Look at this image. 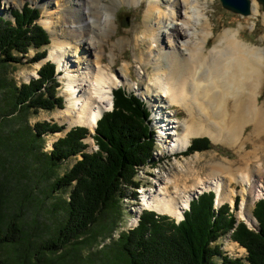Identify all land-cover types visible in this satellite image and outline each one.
Masks as SVG:
<instances>
[{
	"label": "trees",
	"instance_id": "obj_1",
	"mask_svg": "<svg viewBox=\"0 0 264 264\" xmlns=\"http://www.w3.org/2000/svg\"><path fill=\"white\" fill-rule=\"evenodd\" d=\"M10 15L13 19L0 13V248L11 246L7 257L11 264H60L58 256L66 254L67 248L98 247L101 236L113 238V226L102 224L103 217L121 214L120 202L126 190L140 186L139 171L155 154V133L144 101L119 88L113 92V110L98 122L95 135L88 128L75 127L53 144L50 153H44L45 136L62 133L65 127L49 122L33 126L30 117L65 108V100L58 95L56 66L48 62L38 72V79L20 86L8 79L7 69L10 64H21L31 50L36 51L31 63L45 60L44 49L51 44V37L39 23L37 8L27 4ZM90 136L99 147L97 152L87 151L85 140ZM212 148L209 138H196L186 154ZM77 156L82 159L59 176L60 165ZM28 160L37 163L32 167L42 180H53L52 191L62 193L58 200L64 210L59 220L55 214L58 226L54 228L40 226L34 217L30 235L25 233V226L36 199L31 192L32 177L21 174L29 170V163L23 165V172H15L16 166ZM64 194L69 198L63 200ZM215 200L214 192L199 196L179 224L168 216L144 211L137 227L122 232L117 240L112 239L110 245L90 256L100 255L105 264H264V200H259L253 210L258 230L238 222L229 204L217 210ZM46 229L51 239L40 247L38 240L42 241ZM230 233L232 240L247 250L245 261L227 255L218 243ZM108 248L110 252H106ZM75 255L69 249L67 256Z\"/></svg>",
	"mask_w": 264,
	"mask_h": 264
},
{
	"label": "bare ground",
	"instance_id": "obj_2",
	"mask_svg": "<svg viewBox=\"0 0 264 264\" xmlns=\"http://www.w3.org/2000/svg\"><path fill=\"white\" fill-rule=\"evenodd\" d=\"M16 1L8 0L6 5H14ZM140 1L50 0L56 7L55 10L52 6L48 8L53 12L49 11L45 24L54 43L49 60L57 64L59 71L71 69L75 72L69 76L72 78L67 83L68 104L55 115L57 123L65 124L67 128L82 126L94 132L102 116L113 108V90L117 83L126 81V77L135 81L130 76L128 63L121 69L116 65V53L118 50L124 52L131 31L127 30L126 35L117 39L115 33L112 34L113 16L123 2L138 4ZM201 4L202 0L151 1L145 20L136 28V33L142 32L144 40L157 44L161 30L154 22H169L171 26L168 25L167 28L171 30L175 41L163 46L164 51L157 56L154 55L155 50L149 48L148 54L134 57L144 73L150 69L148 65L153 66V87L163 93L161 97L167 98L170 106L182 107L188 112L189 119L185 122L181 135L173 133L175 139L171 141L173 143L167 144L166 152L182 153L191 145L193 138L207 136L215 143L243 150V158L246 160L252 155L247 152L246 134L249 127L252 126L255 134H264V46L253 48L239 39V31L228 30L221 41L207 51L214 33V18L204 17L208 12ZM165 5L168 6L167 9L164 8ZM252 6V15L261 14L256 1L252 2ZM144 8L146 6L140 4L137 10ZM61 11L66 14L61 21L67 31L58 40L56 32L49 29L48 22ZM115 39L116 42L113 41ZM108 52L110 53L106 54ZM84 58L86 68L81 66ZM83 69L88 70L84 75L81 73ZM34 75L38 77L37 73ZM139 79L140 84H143L144 77ZM158 116L161 117L159 114ZM159 117L155 116V126L160 128L165 123L164 131L161 128V138H170L168 118ZM179 127L178 123L175 130ZM211 160L214 162V157L211 156L208 162ZM259 161L262 162L261 158ZM196 162H201L200 155L196 156ZM231 165L212 164L210 175L206 178L209 180L204 182L199 177L191 179L186 171H181L174 178L163 177L158 189L143 195L140 211L149 210L159 215H168L180 222L192 199L200 192L215 190L218 207L226 202L235 204L236 190L233 184H241L244 196L247 197L250 195L257 198L259 191L264 193V170L260 168L255 176L248 166L240 165L233 172ZM257 177L263 185H258ZM191 180L195 183L188 186ZM170 188L174 189L173 193H170ZM247 207L245 199L238 216L251 228L256 227L258 223ZM133 222L136 225L138 218Z\"/></svg>",
	"mask_w": 264,
	"mask_h": 264
},
{
	"label": "rangeland",
	"instance_id": "obj_3",
	"mask_svg": "<svg viewBox=\"0 0 264 264\" xmlns=\"http://www.w3.org/2000/svg\"><path fill=\"white\" fill-rule=\"evenodd\" d=\"M151 1L153 0H141L138 4H130L127 2H123L121 6L118 7V11H115V15L113 16L114 28H113L112 34L115 33L116 38L120 39L121 37L126 35L127 30L131 31L130 32L131 35L129 34L127 37L128 44L124 52L122 53V51L118 50L116 53L118 57V59L116 60V65L117 67H119V69H121L125 63H128L130 65V73H131L130 76L135 81L133 82L131 81V79L126 77L125 78L126 81L118 82L114 90L123 87L126 89V91H128V93H134L136 96L141 98L142 101H144V103L147 105L149 111L153 114L152 118H155V116L159 117L158 114L161 117H167L168 119L167 118L166 119L168 123H170L169 133H171V137L169 138L167 136V138L165 137L161 138L162 136L161 134L165 128V125H164L165 123L162 124L163 131H161L162 127H160L159 128L160 131L154 132L156 143H155V154H154L153 160L147 163L145 167L141 168V170L139 171V175H138V180L141 186L139 187V192L136 191V193L140 195L137 198H135L134 196H132V194L135 192V189L133 188L127 189L125 195L123 196L120 202L121 214L119 212H116L114 214H109L107 218H104L102 215L103 217L102 224H106V226H109L108 228H112L113 226L111 231L113 232L112 239L114 240H117L122 232L129 231L138 226V222L135 225L134 224L135 222L133 221H135V219L138 218L137 215L141 216L142 213L146 211V210L140 211L141 205L143 203V195L147 193L149 194L152 190L158 189L160 182L163 181V177L165 178L173 177L174 178V176H179V174H181V171H186L188 175L191 176V179L199 177L200 179H202L203 182L208 181L209 179H206V178L209 177L208 175H210V172H211V165L214 163H219L224 166H230V164H232L231 168L233 172H236V169L241 167L240 165H242L243 167L248 166L249 170H251L252 175H255V176H257L258 170L260 168L264 170V134H262V136L255 134L253 132L252 126L249 127L248 132L246 134V137H248L247 152H249L252 155L250 157H247L246 160L243 158L244 156L243 150L238 149V147H232V146L225 145V144L223 145L220 142L215 143L211 139L210 140L213 144V148L207 151H204V152H200V153L197 152L193 155H187L185 151L182 153H171V154L166 152L165 149L167 147V144L169 145V143H173L171 141L175 139L174 137L175 134H177L178 136L181 135L184 124L189 118H188V112L185 108L178 107V106H174V107L170 106L169 100L167 98L161 97L163 93L159 89L153 87L155 85L154 84L155 83V72H154L153 66L148 65L147 67H149L150 69L148 70L147 73H144V71L138 65L134 57L135 55L136 57L137 56L140 57V55L148 54L149 48H153L155 50L154 55L157 56L158 53H162L164 51L163 46H167L168 43H170L171 41H175V38L173 37L171 30L167 28L168 25L171 26L169 22H166L164 24L163 23L158 24L157 22H154L155 25L157 27H160L159 29L161 30V35L159 37L157 44L156 43L151 44V42L148 39L144 40L142 32L136 33V28L138 26H141L145 20V16L147 13V7ZM169 1L172 2L173 0H169ZM250 1H251V7H253L252 6L253 1L257 2V5L259 6L261 14L254 16L251 13V15L249 16H243L240 14L232 13L224 9L220 0H202L201 6L202 8L206 9V12H208L206 15H204V17L207 18L208 16L209 17L211 16L212 18H214L213 19L214 22L212 26L214 33L212 35V38H210V43L208 44L207 51H209L215 45H217L228 30H232L234 32L239 31L240 33L239 39L240 40L242 39L241 41L244 40V42L250 45L251 47L263 48L264 46V39H263L264 38V20H263L264 19L263 18L264 9H263V6L258 2V0H250ZM6 2H8V0H0V13L1 15H4L5 18L12 19L10 15L12 10H22L25 5L29 4L31 5V7L37 8L38 10H40L41 17L39 19V23L45 29L47 28L45 24H46V21L48 20V15L50 11L49 9L52 6L54 7L52 9L55 10V7H56V5L54 3H51L50 0H17L14 5L13 4L10 5V3L6 5ZM140 4H144L146 8L142 10H137ZM164 8L167 9L168 6L165 5ZM53 10L50 12H53ZM65 15H66L65 12L61 11L59 15H55L52 20L50 19L52 22L51 21L48 22V25L50 26L49 29H51L52 31L54 30L56 32V35L58 36L57 37L58 40H60V37H63L67 31L66 26L61 21V19L65 18ZM123 23L125 24L124 26H123ZM241 23H245V24L242 25ZM117 39L113 41L116 42ZM172 43L175 44V42H172ZM53 46H54V43L51 41V44L44 49V50H47V58L43 60L42 62L31 63V61L35 58V55H36V51L31 50L27 58L23 59V62L21 64L8 65V69H7L8 79L10 81L16 82L18 86L24 83H29L33 79H38L39 77H36L34 73L38 74V72L41 70V68L45 64H47L49 61L51 62L49 58H50V51L52 50ZM109 53L110 52L106 54H109ZM92 58L94 57L92 56ZM90 59H91V56H90ZM72 60L75 62L77 61L76 59H72ZM39 64H42L40 68H38ZM86 64L87 62L84 58L81 66L83 68H86L85 67ZM79 66H80V62H79ZM60 71H63V70H60ZM87 71L88 70L83 69L81 70V73L83 74ZM71 74L74 75L75 72H72L71 69L67 71L64 70L63 74L59 75L58 77L60 81L58 95L65 100V107L68 104V97H67L68 84L67 83H68V79L72 78V77H69ZM32 75H34V77H31ZM140 77H144L143 84H140V79H139ZM27 78H29V80ZM262 95L264 98V87L262 90ZM152 96H154V98H152ZM145 99H147L148 102ZM111 110L107 112H110ZM58 111H61V110L56 109L53 112L40 111L38 114H32L30 117V124L33 126L38 122H49L52 124L56 123L60 126L65 127V131H63L62 133H57L54 135L51 134V135L45 136L43 152L47 154L53 150V144L58 139L65 137L69 130L75 127H82V126H75L73 128H67L68 126H66L65 124L57 123L54 118ZM178 123L180 127L176 131L175 127H177ZM154 125H155V121L153 124H151L152 129L155 127ZM91 133H92V136L95 135V131ZM92 136L88 137L85 140V143L89 145V148L87 150L88 152H90L91 150L97 149V145ZM202 137H207V136H200L196 138H202ZM196 138H193L192 141ZM197 155L201 156L200 163L196 162ZM211 156L214 157V162L213 160L208 162ZM260 158L263 163L259 161ZM81 159H82L81 156H77V157L70 158L66 162H63L60 165V168L58 169L59 176L64 175V173H66L70 168L73 167V165L78 160H81ZM26 163L27 164L29 163L28 165L29 170L23 172L24 170H26L25 166H23V165H27ZM36 165L37 163L30 162L28 160L27 162H24V163L21 162V164L16 166V169H15V172H19V171L23 172L21 174L29 175L28 177L30 178L32 177L33 179V183L31 186V192L34 198L36 199L35 201L36 203L33 202L32 206L30 207V209L32 210L30 211V214L26 222V226H29V227L26 228L25 226V230H26L25 233L29 235L32 232V226H35L34 223L32 222L34 217H37L39 219V221L41 222L40 226H47V228L49 227L54 228L55 226H58L56 217H58V220H59V218L61 219L64 215V210L61 208L63 207V203H60L58 200L61 197L62 193L61 192H58L56 194L53 193L52 186H51L52 185L51 183L53 182V180L52 181L42 180L40 174H38V172L36 171L37 169H35ZM32 166L35 168H33ZM257 180L259 181L258 177H257ZM225 181L226 179L223 180V182ZM194 183L195 181L191 180L188 183V186H191ZM257 183L259 186L263 185L261 181ZM232 186L236 190V197H235V204L231 205V211L234 212L238 222H244L238 216V212L240 210L242 201L247 199V205H248L247 210L248 212L250 211L253 215V210L255 208V205L259 200L264 199V193H261L258 190L259 196L257 198H254L253 196H250V195L247 197V196H244V193L242 191L244 187L241 184H233ZM207 191H210V190H207ZM140 192H143V194H141ZM173 192H174V189L170 188V193H173ZM256 193L258 192L256 191ZM62 198L63 200L68 199L69 195L64 194ZM224 204H229V203L226 202ZM56 213L57 215L55 217ZM168 217L171 218L170 216ZM171 219L174 220L173 218ZM175 222H177V220H175ZM114 223H116L115 226H114ZM258 227L259 225L256 226L257 230H258ZM231 234L232 233L228 235H231ZM50 239H51V235H50L49 229L44 230L43 235H42V241L38 240L39 246L41 247L42 245L44 247L50 242ZM112 239H108L107 235H104V237L101 236V238H99L100 244H98V247L96 245H93L92 247L82 245V246L76 247L77 251L74 250L73 247L67 248L65 250L66 254L58 256L60 260V264H76V263L88 264L89 261H91L90 262L91 264H105V260L100 255L95 256L93 259L90 255H92V253L99 252L98 250H101L103 246L110 245L112 243ZM218 243L223 247V249L226 252L231 253L233 256H240L243 259L245 258L246 249L241 247L238 243L234 242L230 236H224L220 238ZM213 245H215V243ZM69 249H72L73 251H75L77 255H75L74 257L67 256ZM110 251H111V248H108L106 252H110ZM10 253H11L10 245H4L2 248H0V264H11L9 263V261L7 262V257ZM72 254L74 253L71 252V255Z\"/></svg>",
	"mask_w": 264,
	"mask_h": 264
},
{
	"label": "water",
	"instance_id": "obj_4",
	"mask_svg": "<svg viewBox=\"0 0 264 264\" xmlns=\"http://www.w3.org/2000/svg\"><path fill=\"white\" fill-rule=\"evenodd\" d=\"M222 6L227 11H230L235 14H240L243 16H249L252 13L251 1L250 0H220ZM258 2L263 6L264 9V0H258ZM125 24L123 23V26ZM69 130L68 132H70ZM140 220V216L138 215V221ZM259 225V224H258ZM256 230V227H254Z\"/></svg>",
	"mask_w": 264,
	"mask_h": 264
},
{
	"label": "built area",
	"instance_id": "obj_5",
	"mask_svg": "<svg viewBox=\"0 0 264 264\" xmlns=\"http://www.w3.org/2000/svg\"><path fill=\"white\" fill-rule=\"evenodd\" d=\"M97 151H98V147H97L96 150H91L90 153L97 152ZM227 236H230V237H231V235H227ZM222 250H223L227 255H229V256H231V257H233V258H241L240 256H233L231 253L226 252V251L223 249V247H222ZM245 253H246V255H247V252H245ZM246 255H245V256H246Z\"/></svg>",
	"mask_w": 264,
	"mask_h": 264
}]
</instances>
